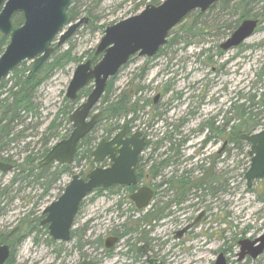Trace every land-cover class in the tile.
Wrapping results in <instances>:
<instances>
[{"label": "rangeland", "instance_id": "1", "mask_svg": "<svg viewBox=\"0 0 264 264\" xmlns=\"http://www.w3.org/2000/svg\"><path fill=\"white\" fill-rule=\"evenodd\" d=\"M139 1L101 0L97 3V0H81L80 19L88 18L89 22L83 23L65 43L58 46V54L72 49L73 55L82 57L80 63L86 61L100 44L106 27L133 16L145 8L141 6L136 10ZM88 10L93 11L92 17H96V24H92L91 17L87 13ZM222 17H224V13L218 9L208 10L205 12L204 20H210V23H214L215 18ZM102 26H105V28H102ZM180 26L181 23L172 30L170 35V37L174 36L179 40L178 44L164 46L160 51V55L153 58L141 57L136 54L120 70L113 85L115 95L125 89L131 81H133L131 85L133 90L137 85L154 87L153 91L148 88L140 92L136 95L137 98L143 97V95L146 98L155 97L158 91H165L169 87V90L165 92L163 102L169 103L167 119L172 120L174 125H178L180 119L185 118L191 110H195L197 114L180 129L174 141L175 143H179L180 140L182 143L184 137L199 131L200 124L207 118L214 115H223V109H226L229 102L240 96L241 93L244 95H247L248 92L254 93L255 89L263 84H257L256 73L264 68V29L257 30L240 48L232 49L224 55H218L217 46L228 37L229 33L226 35L217 32L215 30L216 26H214V29L208 30L204 40L186 44L187 37L184 35L183 39L180 38ZM209 34L212 35L208 36ZM202 48H210L211 52L199 56L198 54ZM209 60H211V63ZM31 63L27 62L26 66H30ZM80 63L71 62L57 70L47 82L38 88L35 93L36 115L25 117L20 126L13 128L14 134L21 129H25V131L19 140L6 146L7 151L5 153H8L15 161L22 162L24 157L31 152L39 155L43 153L42 137L44 131L58 111L70 102L66 97L67 89L75 69ZM214 67L216 70H214ZM142 68H146L147 74L144 73L145 75L143 74L140 77ZM12 76L13 73L6 78L9 80L7 87L12 83ZM216 78H218L217 83L210 85L211 80ZM203 90H207V94L203 96L201 102ZM176 93H181V98H177ZM111 97L113 98L114 95ZM133 98L135 99V96ZM150 104L146 107V113L144 115L142 113L139 120L135 122V131L151 129L149 127V119L152 114ZM98 108L101 110L102 106L99 105ZM261 117L262 125L258 130L264 129V112ZM121 122L123 123L124 120ZM218 123L219 121H217ZM70 127V122L63 120L60 133L67 135ZM159 128L160 122L156 121L154 129L159 130ZM101 131L102 129H99L96 132V145L100 140ZM204 137L205 133H196L193 139L186 144L188 146L187 150L183 151L184 147L181 144L179 151L185 152L186 157H188V155L199 149ZM61 138L52 140L49 147ZM150 139L151 141L157 140L156 136L153 135H150ZM249 148L250 145L244 141L241 149H238L237 146L232 148L228 161L224 162L227 155H221L218 173L222 178L217 186L220 189L222 188L224 185L223 173L227 174L229 172L232 178V192L230 195L219 192L217 198L209 195L204 199L200 197L198 201L195 198L190 200L192 203L199 202L200 205L198 208H190L187 212V218L197 216L202 211H209L202 224L195 227L193 235L187 234L186 238L182 240H173V229L186 226L185 217H182L183 220L180 223L177 221L175 225L166 222L162 226H156L155 232L151 234L156 239L154 242L155 250L161 256L167 257L168 264H214L218 254L222 251L226 252L224 248L228 246H231L229 253H226L228 264H264V254L255 260L247 259L243 261L239 260L238 255L240 253V245L238 244L240 240L255 238L264 233L263 185L261 182L256 181L252 188H248L245 178V173L250 166V158L247 154ZM165 149H168V147ZM209 151L216 152L217 147L209 148L207 152H203L204 154L199 156L194 163L197 161L200 164L203 159L206 161ZM149 153L150 148L144 152V157L148 158ZM204 163L206 164L207 161ZM56 165L52 166V171ZM88 165L89 163L85 159L75 160L70 165L71 172L65 173L60 180L53 182L49 191L51 193L45 195H43L44 185L42 182L31 183L30 185L21 183L12 185L11 181L16 174V169L9 172H0V191L5 189V194H0V234L11 229V227H15L32 207L30 205L27 208L25 201L32 200V203H38L39 210L45 208L63 192L74 174L88 172L90 170V165L87 168ZM183 168H192L191 163L177 167L179 171ZM171 171L172 169L168 170L164 175L168 178L167 175ZM201 172H197L196 176L202 177L201 174L204 171ZM118 200L117 196H111L109 192H105L96 198L88 197L75 219L74 229L82 230L84 239L93 243L90 253L92 259L98 260L97 264H143L142 261L134 263L132 255L128 256L129 258L124 255L128 249L125 239L116 246L113 256L106 255L104 248H101L97 242L95 243L99 238L106 239V234L111 229H119V223L126 219L119 216L115 206ZM40 231L38 242L35 244V235L33 234L19 244L14 254L15 264H23L28 259V264H59L63 260V256L62 254L58 256L55 251L62 248H64V251L66 249L70 250L77 243V237L65 244L58 241L52 242L46 225ZM167 237L172 241L164 244V239ZM64 260H66V264H78L79 253L74 251L72 256L66 254Z\"/></svg>", "mask_w": 264, "mask_h": 264}, {"label": "water", "instance_id": "2", "mask_svg": "<svg viewBox=\"0 0 264 264\" xmlns=\"http://www.w3.org/2000/svg\"><path fill=\"white\" fill-rule=\"evenodd\" d=\"M218 1L163 0L157 5L148 4L141 12L106 27L96 49V54L102 53L101 60L94 66L91 60L77 66L66 96L72 100L77 99L80 90L92 80L94 88L70 115L69 119L74 126L70 136L58 141L39 165L52 162L72 164L79 142L94 128L102 114L96 113L89 119L91 111L104 94L110 77L116 75L135 54L142 57L156 55L168 42L171 30L190 12L197 9L205 12ZM73 3L74 0H0V34L10 37L9 44L0 56V81L15 71L23 61H33L32 75L51 56L55 42L61 45L75 33L87 19L72 21L70 7ZM18 13L23 16V24L20 26L14 23V16ZM258 25V19L242 21L222 47L231 49L240 45L255 33ZM62 32L64 33L61 34ZM128 132L129 123H125L112 139L101 140L92 154L96 162L108 158L110 165L97 166L86 178L74 174L63 193L46 207L47 217L43 223L48 224L49 233L54 240L67 242L71 239L80 203L90 192L97 188L138 184L137 165L147 140L141 131L131 135ZM241 139L250 143L251 163L245 178L251 188L255 181L264 178V129L243 134ZM13 168L12 163L0 161L2 171L8 172ZM152 196V189L144 185L131 195V199L138 208L143 209L149 205ZM117 240V237L108 239L107 246H112ZM239 244L240 259L246 255L256 259L264 252V234L254 240L243 239ZM9 257V246L2 245L0 241V264H4ZM82 264L93 262L84 261ZM217 264H226L224 253H220Z\"/></svg>", "mask_w": 264, "mask_h": 264}, {"label": "trees", "instance_id": "3", "mask_svg": "<svg viewBox=\"0 0 264 264\" xmlns=\"http://www.w3.org/2000/svg\"><path fill=\"white\" fill-rule=\"evenodd\" d=\"M101 0H97V3ZM163 0H140L136 5V10L139 7H145L147 4H159ZM81 0H75L73 5L70 8L71 16L73 20L80 19L81 16ZM257 7V8H254ZM218 9L220 12L224 13V17L215 18L213 20L214 23H210L205 18V12H201L199 10L192 11L187 17L181 22L180 26V38H184V35L187 37L186 44H191L193 42H197L199 40H204L205 36L208 34V30L217 29L221 33L228 35V33H232L240 23L248 18H256L259 20L258 30L264 29V0H220L216 4H214L209 10ZM92 10H88L87 13L91 17L92 24H96V17H92ZM185 21V22H184ZM89 22V19L88 21ZM14 23L16 25H21L23 23L22 14H17L14 17ZM105 28V26H102ZM172 34V31L170 35ZM209 34L208 36H211ZM179 37V36H178ZM9 43V37H4L0 34V56L5 51L6 46ZM179 40L176 37H170L168 44L172 46L173 44H178ZM54 52L48 61L37 70L31 77H28V72L31 69V66H26L27 62H23L14 72L12 76V83L10 86H6L8 81L6 78L2 80L0 83V160L3 161H11L12 157L3 156L2 152L6 149L10 143H15L20 137L23 136V132L25 129H21L18 133H13V128L20 126L23 123V119L28 117L29 115H36L37 107L35 103V93L38 88L47 82L52 75L61 68L65 67L71 62L80 63L82 61V57H77L72 54V49H68L63 53H59L58 46L54 45ZM162 48L160 49V51ZM205 51V50H204ZM203 51V53H204ZM208 53L211 52V49H207ZM92 59L93 63H97L100 60L99 56L95 55V52L89 55ZM211 62V60H209ZM146 72V68H142V72L140 77ZM256 82L257 84H261L258 88L255 89L254 93L248 92L247 95L240 94L231 104L230 113L232 116L230 118L222 119L221 125L218 126L217 129L214 128V124L210 123L211 131H215L218 133L219 139H222L224 136L227 138L228 134V126L229 123H232V130L234 131V142L235 146L238 149H241L244 141L241 139V135L250 134L255 130L259 129L262 125V117L261 115L264 112V68H261L258 73H256ZM117 77L110 79L108 83V87L104 96L101 99V106L103 111V116L99 120L98 129H102L101 137H110L113 132L121 129L122 120L129 122L132 124L138 113L145 108L148 102H145L144 105L140 104V100H133L134 95L138 92V90H142V85L131 87L133 81L129 82V85L120 91L118 95L114 94L113 85ZM92 86L88 85L84 89H82L79 93L78 99L75 102H68L67 104L61 108L54 119L49 123L44 131V135L42 137L44 150L42 154H37L35 152H31L26 155L22 162L11 161L15 164L16 174L13 177L11 184L14 185L16 183H21L24 185H30L31 183H40L44 185L45 193H47L52 183L58 181L62 178L65 173L71 172L70 165H56L54 170L51 168L54 164H50L45 167H38V161L43 158L47 152L50 150L49 143L59 137H65L67 135L60 133V128L62 127L63 120H66L68 123L69 115L72 113L75 105L83 98H85L91 92ZM261 90V92H260ZM114 95L112 98L111 96ZM245 96V97H244ZM70 104V105H68ZM129 117H131L129 119ZM204 128H207V123H204ZM95 130L87 135L78 146V151L75 156V160L85 159L88 161L90 167L89 169L94 168V160L92 157V151L96 145L97 135ZM150 142L147 144L146 150L150 148ZM172 149L178 150V148L172 147ZM248 154V152H247ZM249 157V155H248ZM149 158L142 163L138 170L139 180L146 181L148 174V161ZM161 165H158L160 167ZM159 170V169H158ZM87 172H83L80 175L86 177ZM259 182L263 185L264 190V179ZM177 183L181 185L182 188L188 187V193L191 191V187L194 189H204L207 190V183L204 178H200V180L193 182L189 177L181 176L177 179ZM11 186V185H10ZM119 188L124 186H117ZM114 189V187H111ZM128 190L134 191L136 186L127 187ZM103 189L96 190V197L102 193ZM1 195L5 194V189L0 191ZM261 198V197H259ZM84 204V203H83ZM81 205V208L83 206ZM117 205H121L120 200L116 202ZM165 206H160V208L156 209L157 213H160L158 218H160L164 214ZM143 212V211H141ZM152 219L150 218L149 213L142 214L136 220H132L129 218L123 225L125 232L120 231L119 229L114 230V232L120 237L125 234H128L132 231H136L142 222L149 223ZM31 233L29 221L25 225L23 222L18 223L11 231L4 232L0 234V237L6 242L10 244H20L22 241ZM77 237V246L78 248L83 247V238L84 233L82 230H73L72 238ZM98 244H103V239L99 238L97 240ZM15 254V252H13ZM6 264H15L14 258H10V260Z\"/></svg>", "mask_w": 264, "mask_h": 264}, {"label": "flooded vegetation", "instance_id": "4", "mask_svg": "<svg viewBox=\"0 0 264 264\" xmlns=\"http://www.w3.org/2000/svg\"><path fill=\"white\" fill-rule=\"evenodd\" d=\"M84 21H86V20H84ZM18 26H20V25H18ZM215 30L217 32H220L217 29H215ZM233 32L230 33L228 35V37L226 39H224L217 46L218 47V51H217L218 55H224V54L228 53L232 49H235V48H238V47L240 48L245 43V42L241 43L240 45H238V46H236L234 48H231V49H224L222 47V44L225 43L226 40H228L231 37ZM6 37H8V36H6ZM207 49H209V48H206V49L202 48L201 52L198 55L199 56L200 55H205L206 53H208ZM203 51H204V53H203ZM95 55L99 56L100 58L102 57V53L96 54V50H95ZM156 55L157 56L160 55V51H158ZM156 55H154V56H156ZM209 56H211V55H209ZM153 57H150V58H153ZM87 60H91L93 66L96 64V63H93V61H92V59L90 57H88V59H86V61ZM86 61H83V62H86ZM31 62H32L31 64L33 66V61H31ZM46 62L47 61H45L44 64ZM32 66H31V69H32ZM222 67H223V65H222ZM31 69L28 72V77H31L35 73L34 72L31 75ZM214 70H216L215 67H214ZM117 75L118 74L110 77V79L116 77ZM5 78H7V77H5ZM110 79L107 82L106 89L108 87V83H109ZM217 79L218 78L211 80L210 85H214L215 83H217ZM88 85L92 86V89H91V92H92V90L94 88V81L93 80L90 81L85 87H87ZM142 86H143V89L142 90H138L136 95H138L140 92H143L144 90H146L148 88H151L152 89L151 91L154 90V87H152V86H149V85H148L149 87H146L144 85H142ZM167 90H169V87L165 91L164 90L158 91L157 95L155 97H152V98L151 97L146 98L145 95H143V97L140 96V97L137 98V96L134 95L135 96V99L133 98L134 101H137L139 99L141 105H144L145 102H148V104L145 106V108L143 110H141L138 113V116H137L136 120L132 124H130L129 122H126V121H124L122 123L121 129L123 128L125 123H129L128 135H131L135 131V129H134V127H136L135 122L137 120H139V118H140L142 113H143V115L146 113V107L149 106L150 101H151L150 105L152 107V114H151L150 119H149V127L151 129L146 130V129L137 128V129H139L137 131H141L142 134L146 137L147 144L149 142L151 144L150 145V153L148 154V158H149V160H148L149 161L148 162V168L149 169H148V174H147V180L146 181H141L138 184L134 185V186H136V189L134 191L128 190L127 186L126 187L124 186V187H121V188L116 186V187H114V189L109 188L108 190H109V193H110L111 196H117L118 199L120 200L121 205H117V207H116L117 211L119 212V216L122 217V218L123 217L126 218L123 222L119 223V225H118V228H119L120 231L123 232L125 230L124 228H122V225L129 218H131L132 220H136L139 217H141L142 214L149 213L150 214V218L152 220L149 223L142 222L140 224L139 228L136 231H132V232H130L128 234L123 235L122 237H120V235L116 234L114 232V229H111L109 232H107L106 239L101 238V240L103 239V244L101 243L99 245L101 246V248H104V253L106 255H108V256H113V254L115 253L116 246L122 240L125 239L128 249L124 253V255L127 258H129L130 255H132L133 256L132 260H134V263H139V262L142 261L143 264H168V261L166 260L167 257L164 256V255L161 256L159 254V252H156V250H155L154 242L156 241V239H155V236L151 235V234H152V232H155L156 226H162V225L166 224V222H168L167 224H174L175 225L177 221H178V223H180L183 220L182 217H185L186 221H187L186 222L187 223L186 226H184L183 228L177 227V228L173 229V237H174L173 240H176V239L177 240H182V239L186 238L187 234L188 235L189 234H191V235L194 234L195 227L197 225H201L202 224V221H204L207 218L206 217V215L208 214L207 212H209V211H207V212L206 211H202L197 216H193V217L190 216V217L187 218L188 210L190 208H192V207H197L198 208V206L200 205L199 202L192 203L190 200H194V198H195L198 201V199L200 197L201 198L203 197V199H204L206 196H209V195H212L213 197L217 198L219 192H222L224 195H226V194L230 195V193L232 192V190H231L232 178L230 177V173L229 172L227 174H225V172L223 173L224 174L223 175V178H224L223 184L224 185L222 186V188L220 189V187L217 186V184L220 183V179L222 178V177L220 178V175L218 173V164H219L221 155H223V156L227 155V159L224 160V162L228 161L230 159V154H231V152L233 150L232 148L235 146V142H234V135L235 134H234V131L231 128L232 127V123L231 122L229 123L228 130H227L228 131L227 138H225V136H224L222 139H219V136H218L217 132L211 131L210 123H213L214 124V128L217 129L218 126L221 125L222 119L225 120L226 118L227 119L230 118L232 116V113H230L231 104H232V102L234 101L235 98L232 101L229 102V105L226 107V109H223V115H221V116H215L214 115V116H212L210 118H207L205 121H203L200 124L199 131L194 132L190 136L184 137L182 143H181V140L179 141V143H177V142L175 143L174 141L176 140V136L180 132V129L183 128L185 126V124L188 123L193 118V116H195L197 114V112L195 110H191L185 118L180 119V123L178 125H174L172 123L173 122L172 120L169 121L167 119V115H168L167 113H168V109L170 107V106H168L169 103H166V102L164 103L163 102L164 101V97H165V92ZM105 92H106V90H105ZM105 92H104V94H105ZM104 94L102 95V97L104 96ZM193 94H195V93L193 92ZM206 94H207V90H203V92L201 93V95H202L201 96V102L203 100V96H205ZM88 95L85 98L81 99L75 105L73 111L82 102H84L86 100ZM78 96H79V94H78ZM181 96H182L181 93H176V97L177 98H181ZM102 97H101V99H102ZM77 99H78V97H77ZM77 99H75V100L69 99V101L72 103V102H75ZM101 99H100L99 103L96 105V107L91 111L90 116H89V119H90L96 113L102 112L101 116L97 120L96 125L94 126V128L91 130L90 133H92L94 130L96 132V130L98 129L99 120L103 116L102 109L100 110L98 108L99 105H101L100 104ZM198 109H200V108H198ZM73 111H72V113H73ZM198 112H200V111H198ZM130 118L131 117H129V119ZM156 121L160 122L159 130L154 129ZM217 121H219L218 124H217ZM204 123H207V128H204L203 130H201L203 128L202 126H203ZM70 126L71 127L69 129V134H71L73 129H74L73 123L71 121H70ZM121 129L116 130L115 132H113V134H111L110 137H107V136L106 137H101V135H100V139H102V140L103 139H106V140L112 139ZM101 133H102V131H101ZM196 133H205V137H204L202 143L200 144L199 149H197V151H195L196 153L193 152L190 155H188V157H186L185 152H180L179 148L181 147V144H182L183 147H184L183 151H186L187 148H188V146L186 144L191 139H193V137H194V135ZM150 135L156 136L157 140L156 141H151ZM167 147H168V149H165ZM172 147L178 148V150L172 149ZM214 147H217V151L216 152L209 151V153H207V157H206L207 163L206 164L204 163V162H206L204 159L201 160L200 164H198L197 161H196V163H194L195 160L199 158V156L204 154L203 152H207V150L209 148H214ZM6 151H7V149H5L2 152L3 156H5V155L9 156L8 153H5ZM9 157H11V156H9ZM43 158H41L38 161V163H37L38 167L42 168V167L50 165V164H48V165L40 166L39 162ZM146 159H147V157L145 158L144 157V153H142L140 155L139 163L137 165V174H138V170H139L140 166L142 165L143 162H145ZM0 161L6 162V163H12L14 165V168H16L15 164L13 162H11V161H15L13 158H12L11 161H3V160H0ZM186 163H191L192 168H190V169H184L183 168L181 171H179L177 169L178 166H183ZM51 164H53V163H51ZM99 164L101 166H103V167H107V166L110 165V160L108 158H106L103 161H101L100 163H97L94 160V166H97ZM158 165H161V166L158 167ZM88 167H89V165L87 166V168ZM170 169H172V171L170 172L169 175H167L168 176V178H167L164 175V173L168 172V170H170ZM199 171L200 172L204 171V173L201 174L202 177H197L196 176L197 172H199ZM0 172H6V171H2L0 169ZM181 176H184L186 178L189 177L190 180L193 181V182H196V181L200 180V178L201 179L204 178L206 183H207V190L194 189L193 187H191V191L188 193V187H190L191 184L188 187L182 188L181 185H179L177 183V179L179 177H181ZM143 185L149 186L152 189L153 196H152V199H151L148 207L145 208V209L144 208L140 209V208L137 207L136 203L131 200V195ZM118 186H121V185H118ZM44 189H45V187H44ZM64 190H65V188H64ZM49 191L47 193H45V191H44L43 195L50 194L51 192H49ZM103 191H105V190H103ZM199 191H200V193H199ZM91 198H92V196H91ZM32 202H33L32 200L25 201V204H27L26 205L27 208L30 205L32 207L24 214L23 218L19 220V223L23 222L26 225L28 223V221H29L30 230H31V233L29 235H32V234L35 235V237H34V244H35L36 242H38V235H39V233H41V231H40L41 228L45 226L43 221L47 217V214L45 213V209H46L47 206L45 208H42V209L39 210V208L37 206L38 203H32ZM128 204H129V206H128ZM163 205L165 206L164 214L160 218H158L160 213H157L156 209L160 208V206H163ZM187 205H189V206H187ZM33 207H35V208H33ZM141 211H143V212H141ZM131 213H133V214H131ZM197 219H199V220L196 221ZM188 221H190V222H188ZM193 223H195V224L193 226H190ZM13 228L14 227H11V229L6 230V232L11 231ZM73 230H75V229H72L71 239L69 241H67V242L58 241V242H60L61 244H65V243L71 242L74 239V238H72ZM262 234H264V233H261L260 235H258L255 238H249V239L254 240V239L260 237ZM29 235L27 237H29ZM113 237H117L118 240H117V242L115 244H113L112 246L108 247L107 246V241H108V239L113 238ZM51 240H52V242H57L53 238ZM97 240L95 241V243L97 242ZM164 240H165L164 244H167V243L172 241V239H170L169 237H167ZM0 241H1L2 245H8L9 246L10 257L4 263V264H6L10 260V258H14L13 252H16V249L19 246V244L16 245V244L6 243L1 237H0ZM239 242H238V244H239ZM82 243H83V247L82 248H78L77 243H76L75 246L70 248V250L66 249V251H64V248H62V249H57L55 252L57 253L58 256H60L62 254L63 260H64V257H65L66 254H68V256H72L74 254V251H75V252L79 253V262H78V264H82L84 261H92L93 264H95V263L97 264L98 260L92 259L91 258V253H90V248L92 247L93 243H91L90 241H86L84 238H83ZM230 247L231 246H228V247L224 248L226 250V252L225 251L220 252V253H224L226 264H228L226 253H229ZM240 251H241V246H240ZM220 253L218 254L217 259L215 260L214 264H217V261H218ZM263 254H264V252H263ZM263 254H261L260 256H262ZM259 257H257V258H259ZM247 259L248 260L249 259L250 260H255L250 255H246L245 258H243V259H240V256H239V260H241V261L247 260ZM63 260L59 264H66V260H64V262H63ZM15 261L16 260L14 258V263H15ZM28 262H29V259L27 261H25V263H23V264H28ZM30 264H33V263H30Z\"/></svg>", "mask_w": 264, "mask_h": 264}]
</instances>
